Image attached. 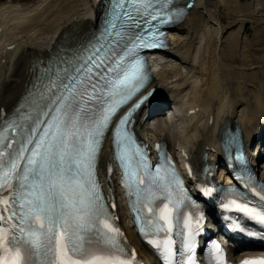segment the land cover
Listing matches in <instances>:
<instances>
[{
    "label": "snow or ice",
    "instance_id": "obj_1",
    "mask_svg": "<svg viewBox=\"0 0 264 264\" xmlns=\"http://www.w3.org/2000/svg\"><path fill=\"white\" fill-rule=\"evenodd\" d=\"M173 3L108 0L98 34L70 49V55L50 61L37 78L30 112H21L18 119L0 128V192L7 193L0 195L7 212L6 217L0 214V264H28L36 255H42L45 264H132L118 240L120 229L104 211L101 179L107 177L99 173L98 153L117 109L147 79L137 49L163 46L156 39L162 33L154 26L135 33H129L128 26L145 17L161 25L180 19L185 8L173 7ZM117 130L113 159L122 170L121 183H126L130 204L135 197L131 210L139 219L147 209L149 225L171 232L169 202L177 203L172 196L179 178L166 169L161 175L159 164L153 172L144 155L132 149L127 133L119 131V124ZM252 191L260 203L249 206L247 200L233 199L222 207L264 224V185ZM164 193L166 202L157 211V194ZM185 227L184 247L190 248L189 233L195 231L190 218ZM92 233L103 238L107 254L93 248ZM149 243L160 246L156 240ZM171 243L166 239L162 248L169 256L173 254ZM215 253L219 264H224L219 245ZM240 264H264V258L245 259Z\"/></svg>",
    "mask_w": 264,
    "mask_h": 264
},
{
    "label": "bare ground",
    "instance_id": "obj_2",
    "mask_svg": "<svg viewBox=\"0 0 264 264\" xmlns=\"http://www.w3.org/2000/svg\"><path fill=\"white\" fill-rule=\"evenodd\" d=\"M11 1L0 5V107L6 108L15 106L24 97L40 61L87 36L93 23L90 6L98 4L97 0H40L24 10L20 9L21 5H9ZM185 3L191 8L182 24L171 33V52L182 62L187 64L188 61L187 74L182 76L180 73L184 63L167 59L164 62L159 57L154 65L152 87L159 92L173 91L179 100L178 109L183 108L186 113L198 110L186 120L181 114L178 127L156 124L157 130L165 134L169 142H177L198 162L201 152L215 143L213 135L225 125H238L243 135L249 137L250 132L264 121V79L256 86L257 91H253L254 83L263 73L256 69L264 70V39L250 49L253 59L245 53V64L239 67L230 64L235 54L245 49L244 42L241 43L238 37L246 14H240L239 9L260 14L254 23L263 33L264 10L257 11V0L244 4L237 0H185ZM234 4L233 12L240 28L236 35L227 38L228 25L221 26L216 11L219 5L228 15ZM16 21L22 25L11 24ZM211 44L212 57L209 53L211 61L207 60L206 68L203 50L210 49ZM5 45L16 48L5 51ZM199 73L203 75L201 79ZM202 78L206 81L203 80L199 89Z\"/></svg>",
    "mask_w": 264,
    "mask_h": 264
},
{
    "label": "rangeland",
    "instance_id": "obj_3",
    "mask_svg": "<svg viewBox=\"0 0 264 264\" xmlns=\"http://www.w3.org/2000/svg\"><path fill=\"white\" fill-rule=\"evenodd\" d=\"M0 1H4V0H0ZM15 1H18V2H31L32 0H15ZM238 2H239V0H237ZM251 1V0H250ZM247 2V1H246ZM246 2H239L240 4H244V3H246ZM249 2V1H248ZM257 5H258V7H257V11L258 10H264V0H257ZM235 6V4L234 5H232L231 6V9H230V13L227 15L225 12V9L224 8H222L221 6L219 7V5H218V8H217V14L219 15V20H220V24H221V26L223 27V26H226V25H230V26H235L234 28H232V30H230L229 32H226V34H225V36L228 38V36L229 37H231L232 35L234 36V35H236V33H237V31L239 30L238 28H240L239 27V24H238V22H237V17H236V14L233 12V8H234V10H235V8H236V6ZM262 8V9H261ZM239 11H240V14H242V13H244V15H245V18H244V24L242 25V27L240 28V33H239V41L241 42V43H243L242 45H243V47H245V49L244 50H242V51H239V52H237L236 54H235V57H234V60L230 63L231 65H233V66H236V67H239L240 65H243V64H245V58H246V54H247V56L249 57V59H253L252 57H253V54H252V52H250V49L251 48H253V46L254 45H257L258 43H260L261 42V40H263L264 39V33H263V31L260 29V27H258L255 23H256V19L257 20H259V16H260V14H257V12H253V10H250V11H247V10H244V9H239ZM246 12V13H245ZM250 12V13H249ZM232 13V14H231ZM251 15V16H250ZM257 16V18H256V16ZM264 15V14H263ZM250 18V19H249ZM255 22V23H254ZM264 30V29H263ZM226 31H228V30H226ZM232 33V34H231ZM228 34V35H227ZM224 36V37H225ZM226 37H225V39H226ZM213 39V38H212ZM242 40V41H241ZM212 41V40H211ZM206 42V41H205ZM205 44V43H204ZM246 44V45H245ZM208 48V47H207ZM211 49L213 50V46H212V44H211V48L210 49H206V51H204L203 50V52L205 53H203L204 55H205V57H206V59H205V67L207 66V64H208V62H207V60L208 61H211V57H212V55H211V52H213V51H211ZM210 50V52H208ZM252 50V49H251ZM206 52H207V55H206ZM264 52V51H263ZM210 53V56L208 57V54ZM246 53V54H245ZM249 53V54H248ZM251 54H252V57H251ZM193 56V55H192ZM210 58V59H209ZM225 63H227L226 61H225ZM207 68V67H206ZM205 68V69H206ZM258 70H261V71H263V73L258 77V80H256V84L254 83V85H253V91H257V85H259L260 83H262V81H263V77H264V70L263 69H260V68H257L256 69V71L258 72ZM183 71V70H182ZM254 71H255V69H254ZM260 71V72H261ZM201 73H199V79H201L200 77H202L203 75L201 74ZM207 75H208V72H207ZM205 78H202V81H201V83L199 84L198 83V85H199V89H201L200 88V85L203 83V80H204ZM260 80H261V82H260ZM206 81V79L204 80V82ZM257 81H258V83H257ZM257 86V87H256ZM256 89V90H255Z\"/></svg>",
    "mask_w": 264,
    "mask_h": 264
}]
</instances>
